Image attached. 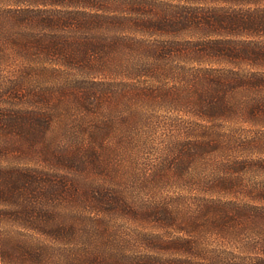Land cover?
I'll use <instances>...</instances> for the list:
<instances>
[{"label": "trees", "instance_id": "1", "mask_svg": "<svg viewBox=\"0 0 264 264\" xmlns=\"http://www.w3.org/2000/svg\"><path fill=\"white\" fill-rule=\"evenodd\" d=\"M0 68V264H59L51 251L77 234L81 146L99 159L109 123L88 122L82 140L72 127L48 138L71 103L92 116L99 95L170 82L211 131L197 150L264 138V0H0ZM263 148L221 158L211 180L224 194L190 192L193 221L173 238L146 234L154 252L87 264H264V187L229 196L238 172L264 167ZM93 191L92 214L118 199Z\"/></svg>", "mask_w": 264, "mask_h": 264}, {"label": "rangeland", "instance_id": "2", "mask_svg": "<svg viewBox=\"0 0 264 264\" xmlns=\"http://www.w3.org/2000/svg\"><path fill=\"white\" fill-rule=\"evenodd\" d=\"M182 92L170 82L159 89L129 87L116 94L99 95L96 113L92 116L83 108L84 102L78 106L71 103V111L49 127L45 134L48 138L66 140L63 133L72 127L82 140L88 122L94 124V120H99L100 124L107 118L104 124L109 123L103 142L96 144L100 147L99 159L82 153L84 146H81L76 168L81 190L78 231L69 243L54 247L51 263L58 260L59 264H70L73 258L74 264H87L97 256L109 261L116 259L114 254L141 256L152 253L156 247L144 238L146 234L160 233L173 238L179 234L182 224L193 221L197 208L189 203L190 192L208 193L214 188L213 194H224L211 180L221 158L245 156L250 159L256 155L253 148L264 144V138L252 132L251 137L243 141L244 145H235L240 149L225 143L216 151L197 150L198 142L204 144L211 131L203 126L204 122L199 123L182 111L186 95ZM191 146L196 147L198 153L192 154L194 148ZM11 154L16 161L17 154ZM258 155L264 157V148ZM238 174L241 179L230 189L229 196L242 197L243 191L264 187V167L258 161ZM94 189L115 192L118 199H112L110 205L92 214ZM154 206L162 211L158 218L149 215ZM203 231L213 235L210 229L196 232ZM8 237L12 239L13 234ZM208 242L213 247L218 244Z\"/></svg>", "mask_w": 264, "mask_h": 264}]
</instances>
